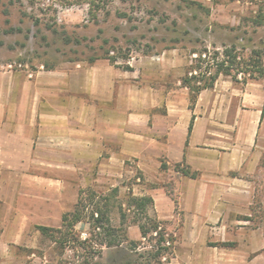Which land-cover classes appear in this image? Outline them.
Wrapping results in <instances>:
<instances>
[{"label":"rangeland","instance_id":"rangeland-1","mask_svg":"<svg viewBox=\"0 0 264 264\" xmlns=\"http://www.w3.org/2000/svg\"><path fill=\"white\" fill-rule=\"evenodd\" d=\"M254 2L0 0V90L9 87L13 75L16 124L27 110L22 105V81L35 80L38 71H47L45 64L53 69L74 66L81 70L91 64L89 57H96L92 63L111 67L109 76L114 74L112 67L125 70L124 83L119 86L127 113L132 111L135 99L151 98V87L163 92L174 90V97L178 98L181 91L187 92L180 78L196 56L191 54L192 49L206 45L212 50L219 49L221 44L248 45L264 40V30L254 33L249 24ZM196 3L209 7L210 13L199 10ZM9 27L20 31L6 32ZM106 56H115V65ZM143 58L153 64L142 70L141 78L133 67ZM126 65L131 70L122 67ZM243 85L220 75L215 85L202 93L198 112L237 113L236 98ZM115 99L116 95L104 109L115 108ZM81 100H85V95L79 91L78 101ZM79 106L78 115H85ZM4 108L0 105V110ZM107 150L111 149H0V264L105 263L111 251L106 247H102L101 257L87 258L85 262L78 246L70 243L62 247L36 228V225L59 227L62 214L73 209L79 193L109 195L110 223L114 226L122 223L129 239L142 240L144 249L151 248L154 239L148 236L134 239L129 232L139 220L144 221L128 204L130 195L163 185L175 199L174 179L178 175L172 165L170 169L150 170L144 175L132 158L118 172L116 163L105 164ZM259 184L250 204L251 214H239L230 231L187 234L181 231L179 220L165 224L174 238L169 261L178 254V260L171 264H264V188ZM148 213L152 214L150 208ZM245 218L249 222H243ZM75 230L80 239L87 238L89 222L85 219L77 223ZM224 258L229 259L223 262Z\"/></svg>","mask_w":264,"mask_h":264},{"label":"crops","instance_id":"crops-1","mask_svg":"<svg viewBox=\"0 0 264 264\" xmlns=\"http://www.w3.org/2000/svg\"><path fill=\"white\" fill-rule=\"evenodd\" d=\"M139 61L133 68L142 78V70L153 63L147 58ZM109 68L91 63L81 70L67 66L38 71L35 80L20 84L22 105L27 110L16 124L11 75L9 87L0 90V105L5 107L0 110V149H111L106 151V165L116 163L119 172L132 158L144 175L158 171L162 161L170 169L184 160L198 176L190 178L173 170L178 175L174 179L175 199L163 185L142 193L153 198L151 211L158 219L168 225L181 221L183 233L206 234L230 231L239 214L249 216L256 184L264 188L261 83H244L236 98L238 112L233 114L199 113L200 98L207 89L199 93L191 110L185 87L187 92L181 91L178 98L174 90L163 92L151 87V98L135 99L127 113L119 86L124 83L125 70L112 67L115 75L109 76ZM79 91L85 95L81 102ZM114 95L115 108L104 109ZM78 106L85 115H78ZM129 232L134 239L141 237L137 226ZM172 257L164 264L178 260V254Z\"/></svg>","mask_w":264,"mask_h":264},{"label":"trees","instance_id":"trees-1","mask_svg":"<svg viewBox=\"0 0 264 264\" xmlns=\"http://www.w3.org/2000/svg\"><path fill=\"white\" fill-rule=\"evenodd\" d=\"M218 0H212L217 3ZM234 1V0H229ZM197 8L205 14L210 13V8L200 3H196ZM255 9L248 18L249 24L254 33L264 30V0H255ZM38 22V20L36 21ZM20 31L19 28L9 27L6 32ZM57 32L56 29H52ZM65 41H69L65 37ZM79 42V40H76ZM1 44V42H0ZM192 57L183 76L180 78L181 85L188 90L189 108L192 110L199 93L202 90L210 89L214 86L220 75L229 76L233 82L246 83L249 80H258L263 84L264 90V40L252 42L248 45L241 43L221 44L219 49L214 47L210 50L206 45L199 49H192ZM96 57H89V62H94ZM108 61L115 65V56H106ZM45 68L52 69V66L44 65ZM124 69L131 68L122 66ZM261 115H264V100L261 108ZM191 116L188 132L191 130ZM161 169H166L167 164L161 162ZM173 169L183 176L196 178L198 172L192 170L184 160L173 164ZM91 195L84 196L79 193L77 201L72 210L66 211L61 216L60 226L57 228L45 225H36L41 235L48 237L51 241L64 247L70 243L78 246L84 253L83 257L93 259L96 256H102V247L111 250L107 260L103 264H164L168 262V255L172 254V243L174 238L166 229V222L157 218L152 213L149 214V208L153 209V198L148 195H130L129 205H133L144 221L137 223L141 237L143 239H154L155 243L150 249H144L143 241L129 239L126 228L114 226L110 223L108 214L109 195ZM173 199V198H172ZM102 201V204L99 202ZM88 205L92 207L89 209ZM124 216L123 214L121 215ZM87 220L90 226L89 236L80 239L75 225L83 220ZM94 264H101L95 262Z\"/></svg>","mask_w":264,"mask_h":264}]
</instances>
